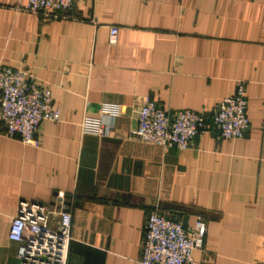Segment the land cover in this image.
I'll return each instance as SVG.
<instances>
[{"label": "crops", "instance_id": "1", "mask_svg": "<svg viewBox=\"0 0 264 264\" xmlns=\"http://www.w3.org/2000/svg\"><path fill=\"white\" fill-rule=\"evenodd\" d=\"M26 2L0 0V63L48 83L61 115L41 123L38 146L0 119V264H21L8 232L22 200L52 223L72 212L67 264H141L151 211L186 227L206 217L191 264H264V0H74L65 17ZM240 85L244 137L208 130L185 149L130 137L145 95L211 112ZM103 112L114 133L84 134V116Z\"/></svg>", "mask_w": 264, "mask_h": 264}, {"label": "built area", "instance_id": "2", "mask_svg": "<svg viewBox=\"0 0 264 264\" xmlns=\"http://www.w3.org/2000/svg\"><path fill=\"white\" fill-rule=\"evenodd\" d=\"M74 0H27L24 10L46 16L65 17ZM119 27L112 26L110 41L116 42ZM249 99L244 85L236 93L216 102L211 112L190 108L169 110L150 95L143 97L137 126L130 137L161 145L190 147L195 137L208 130L220 137H244L251 129ZM61 107L53 96L52 87L32 71L21 66L0 63V119L5 134L23 143L40 145L38 135L45 119L59 120ZM116 115L103 112L86 114L82 121L84 134L112 135ZM53 211L37 201L22 200L12 218L8 236L19 242L21 264H67L73 216L69 209L58 212L57 223L51 222ZM141 264H191L193 252L204 249L207 219L199 214L191 227L158 211L147 214L144 223ZM264 246V240L262 242Z\"/></svg>", "mask_w": 264, "mask_h": 264}]
</instances>
